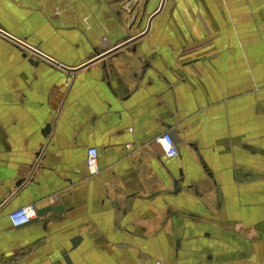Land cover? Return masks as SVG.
Listing matches in <instances>:
<instances>
[{
    "label": "crops",
    "instance_id": "crops-1",
    "mask_svg": "<svg viewBox=\"0 0 264 264\" xmlns=\"http://www.w3.org/2000/svg\"><path fill=\"white\" fill-rule=\"evenodd\" d=\"M161 5L0 0V264H264V0Z\"/></svg>",
    "mask_w": 264,
    "mask_h": 264
},
{
    "label": "built area",
    "instance_id": "built-area-1",
    "mask_svg": "<svg viewBox=\"0 0 264 264\" xmlns=\"http://www.w3.org/2000/svg\"><path fill=\"white\" fill-rule=\"evenodd\" d=\"M0 33L10 39L12 38L14 41H16L26 50L32 51V53L36 55L38 58L52 61V59L44 55L41 50L28 44L26 41L17 39L13 37L11 34H8L7 32L1 29H0ZM157 142L162 146L164 150V154L167 158H175L179 156L178 146L170 132H165L161 136H159L157 138ZM98 158H99L98 149L95 147L89 148L88 157H87V166L91 175H95L98 173L99 170ZM34 216H36V210L34 208L22 207L12 211L9 215V218L13 227L20 228L31 223V221L34 219Z\"/></svg>",
    "mask_w": 264,
    "mask_h": 264
},
{
    "label": "water",
    "instance_id": "water-1",
    "mask_svg": "<svg viewBox=\"0 0 264 264\" xmlns=\"http://www.w3.org/2000/svg\"><path fill=\"white\" fill-rule=\"evenodd\" d=\"M30 61L34 62V61H36V60H35L34 58H31ZM50 128H51L50 125H47L44 131H46V133H48V132L50 131ZM61 209H62V207L59 206V207H57V208H54V211L57 212V211H59V210H61ZM51 210H52L51 207L42 208V209H40V210L37 211V214H38V216H42V215L46 214L47 212H49V211H51ZM37 219H38V218H37ZM37 219H36V220H37ZM36 220H32V221H36ZM32 221H31V222H32ZM66 260L68 261V263H71V260H70L69 255L66 256Z\"/></svg>",
    "mask_w": 264,
    "mask_h": 264
},
{
    "label": "rangeland",
    "instance_id": "rangeland-1",
    "mask_svg": "<svg viewBox=\"0 0 264 264\" xmlns=\"http://www.w3.org/2000/svg\"><path fill=\"white\" fill-rule=\"evenodd\" d=\"M168 1H170V0H162V5H164V4H166V3H168ZM161 5V6H162ZM164 8V7H163ZM2 30V29H1ZM4 31V30H3ZM0 35H2V36H4L3 34H1L0 33ZM157 262L159 261V259L157 258V260H156ZM159 263V262H158Z\"/></svg>",
    "mask_w": 264,
    "mask_h": 264
}]
</instances>
